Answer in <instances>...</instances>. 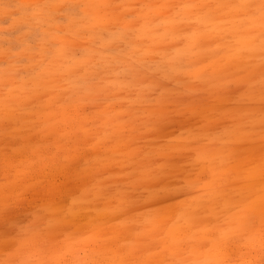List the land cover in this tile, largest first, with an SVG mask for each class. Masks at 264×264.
Returning a JSON list of instances; mask_svg holds the SVG:
<instances>
[{"label": "rangeland", "instance_id": "374dc122", "mask_svg": "<svg viewBox=\"0 0 264 264\" xmlns=\"http://www.w3.org/2000/svg\"><path fill=\"white\" fill-rule=\"evenodd\" d=\"M261 3L0 0V264H264Z\"/></svg>", "mask_w": 264, "mask_h": 264}, {"label": "bare ground", "instance_id": "6f19581e", "mask_svg": "<svg viewBox=\"0 0 264 264\" xmlns=\"http://www.w3.org/2000/svg\"><path fill=\"white\" fill-rule=\"evenodd\" d=\"M254 2H255V1H254ZM254 2H253V3H254ZM259 29H260V28H259ZM263 70H264V69H263ZM15 112H16V111H15ZM252 158H253V157H252ZM249 160H250V159H249ZM254 160H255V159H254ZM258 160H259V159H258ZM252 161H253V160H252ZM256 161H257V160H256ZM223 166H224V165H223ZM214 169H215V168H214ZM221 176H222V175H221ZM218 181H219V180H218ZM215 184H216V183H215ZM262 207H263V206H262ZM173 214H174V213H173ZM209 219H210V218H209ZM253 219H254V218H253ZM156 228H157V227H156ZM162 229H163V228H162ZM160 230H161V229H160ZM160 230H159V231H160ZM183 231L185 232L186 230L183 229ZM262 231H264V229H263ZM161 232H162V231H161ZM188 232H189V230H188ZM182 233H183V232H182ZM182 233H181V235H182ZM209 233H210V231H209ZM179 234H180V232H179ZM212 234H213V233H212ZM263 234H264V233H263ZM183 235H184V234H183ZM185 235H186V234H185ZM212 236H213V235H212ZM182 237H184V236H182ZM203 244H204V243H203ZM203 244L201 245V247L204 246ZM220 244H221V243H220ZM252 244H253V243H252ZM257 244H258V243H257ZM170 246H172V245H170ZM173 246H174V245H173ZM219 246H220V245H219ZM231 246H232V245H231ZM237 247H238V245H237ZM247 247H248V246H247ZM231 248H232V247H231ZM239 248H240V247H239ZM183 249H184V248H183ZM250 249H251V248H250ZM176 250H177V249H176ZM214 250H215V249H214ZM227 251H228V250H227ZM230 251H231V250H230ZM254 251H255V250H254ZM209 253H210V252H209ZM209 253H208V254H209ZM106 254H107V252H106ZM201 255H202V254H201ZM246 255H247V254H246ZM93 256H94V255H93ZM115 256H116V255H115ZM128 257H129V256H128ZM81 258H82V259H81ZM81 258H79L78 262H79L80 264H83V263H81V262L85 261V259H84V257H81ZM80 259H81V262H80ZM113 259H114V258H113ZM127 259H128V258H127ZM245 260H246V259H245ZM114 261H115V260H114ZM141 261H142V260H141ZM141 261H140V262H141ZM156 261H157V260H156ZM160 261H161V260H160ZM85 262H86V261H85ZM85 262H84V264H85ZM88 262H89V261H88ZM95 262H96V261H95ZM79 263H78V264H79ZM110 264H111V263H110Z\"/></svg>", "mask_w": 264, "mask_h": 264}, {"label": "snow or ice", "instance_id": "6c2138e0", "mask_svg": "<svg viewBox=\"0 0 264 264\" xmlns=\"http://www.w3.org/2000/svg\"><path fill=\"white\" fill-rule=\"evenodd\" d=\"M260 7H261V11H262V18H264V0H262Z\"/></svg>", "mask_w": 264, "mask_h": 264}]
</instances>
